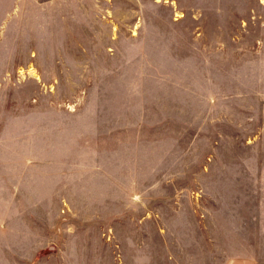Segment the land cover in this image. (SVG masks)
Wrapping results in <instances>:
<instances>
[{"label":"rangeland","instance_id":"374dc122","mask_svg":"<svg viewBox=\"0 0 264 264\" xmlns=\"http://www.w3.org/2000/svg\"><path fill=\"white\" fill-rule=\"evenodd\" d=\"M0 176L5 264H264V0H0Z\"/></svg>","mask_w":264,"mask_h":264},{"label":"crops","instance_id":"0c3cea01","mask_svg":"<svg viewBox=\"0 0 264 264\" xmlns=\"http://www.w3.org/2000/svg\"><path fill=\"white\" fill-rule=\"evenodd\" d=\"M1 182H3V186L1 187ZM8 185V187L6 186ZM7 188V189H6ZM11 186L5 181L3 177V181L1 180L0 176V213L4 212H11V199L6 198V190L10 194ZM0 264H5L4 262L0 261ZM223 264H261L259 259L251 254H237L229 256Z\"/></svg>","mask_w":264,"mask_h":264}]
</instances>
